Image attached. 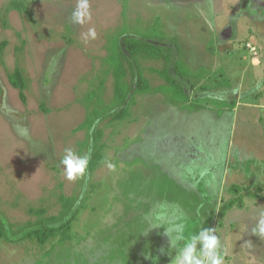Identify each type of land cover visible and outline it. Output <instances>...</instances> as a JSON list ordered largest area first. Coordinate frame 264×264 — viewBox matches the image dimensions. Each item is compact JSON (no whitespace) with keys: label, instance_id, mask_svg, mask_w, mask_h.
Here are the masks:
<instances>
[{"label":"rangeland","instance_id":"374dc122","mask_svg":"<svg viewBox=\"0 0 264 264\" xmlns=\"http://www.w3.org/2000/svg\"><path fill=\"white\" fill-rule=\"evenodd\" d=\"M77 3L0 0V264H171L166 230L177 228L216 229L225 264H264L253 233L264 213V0H89L82 25ZM124 26L179 44L189 100L165 89L162 60L140 58L149 90L130 96L124 119L89 127L113 100L107 57ZM97 123L99 159L67 180L64 150L92 153ZM62 197L74 200L65 220L33 235L36 211L58 214Z\"/></svg>","mask_w":264,"mask_h":264},{"label":"trees","instance_id":"16d2710c","mask_svg":"<svg viewBox=\"0 0 264 264\" xmlns=\"http://www.w3.org/2000/svg\"><path fill=\"white\" fill-rule=\"evenodd\" d=\"M126 7V4L124 5ZM125 15V10H124ZM127 26H124L119 36L112 40L110 54L107 57V62L111 67L112 76L114 79V95L113 100L107 106L101 109H94L92 117L88 121V126H93L96 118H109L110 121L122 120L126 116L127 104L129 103L132 94L143 93L149 90L150 85L148 79L143 75L141 69L140 58L162 60L164 67L155 69L167 81L164 86L166 90L173 93V97L179 100L188 101V93L184 84L180 80H187L192 73L188 67L182 62L174 60L175 52L181 53L179 44L173 43L172 46L154 42L150 38H137L126 36ZM7 42H0V55L6 47ZM172 69V70H171ZM12 85L19 89L21 96L25 98L23 90L26 87L23 75L19 69H16L10 74ZM162 87V88H164ZM103 136V131L99 127V123L94 126L92 132L93 149L91 153V164L94 166L100 157V152L103 148L99 143ZM62 210L58 214L46 216L45 210L39 209L36 211L38 219L34 222H28V225H40L39 229L32 231L33 235L43 238L52 233V229L48 225H56L65 220L71 212L73 199L62 197ZM5 235V227L0 222V238Z\"/></svg>","mask_w":264,"mask_h":264},{"label":"clouds","instance_id":"9594fccd","mask_svg":"<svg viewBox=\"0 0 264 264\" xmlns=\"http://www.w3.org/2000/svg\"><path fill=\"white\" fill-rule=\"evenodd\" d=\"M72 20L81 25L91 20L89 0H78L76 10L72 14ZM96 36L95 28H89L88 32L84 34V40L85 42L89 38L94 40ZM254 63H258V61H254ZM90 160L91 149L87 153L79 155L74 149L66 148L60 160L65 178L69 181H75L78 177H84L87 174ZM106 163L109 170H115L113 163ZM159 218L157 217V219ZM175 231L178 234L171 236L170 232L166 230L170 237L171 247L176 248V254L172 258L171 264H225V253L221 250V240L216 229L201 228L198 233L188 235H184L179 228ZM253 233L264 237V213H261L256 226L253 228ZM197 242L201 244L199 250H197Z\"/></svg>","mask_w":264,"mask_h":264},{"label":"crops","instance_id":"0c3cea01","mask_svg":"<svg viewBox=\"0 0 264 264\" xmlns=\"http://www.w3.org/2000/svg\"><path fill=\"white\" fill-rule=\"evenodd\" d=\"M263 122V120L260 122V123H262ZM263 124V123H262ZM260 139L262 140V137L260 136ZM264 144V143H263Z\"/></svg>","mask_w":264,"mask_h":264}]
</instances>
